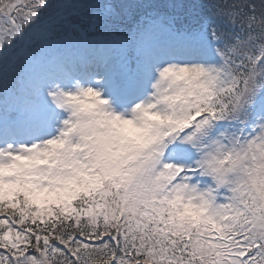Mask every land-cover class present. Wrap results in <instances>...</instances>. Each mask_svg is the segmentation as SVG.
<instances>
[{
	"label": "snow or ice",
	"instance_id": "snow-or-ice-1",
	"mask_svg": "<svg viewBox=\"0 0 264 264\" xmlns=\"http://www.w3.org/2000/svg\"><path fill=\"white\" fill-rule=\"evenodd\" d=\"M115 8L0 0V264H264V0Z\"/></svg>",
	"mask_w": 264,
	"mask_h": 264
},
{
	"label": "trees",
	"instance_id": "trees-1",
	"mask_svg": "<svg viewBox=\"0 0 264 264\" xmlns=\"http://www.w3.org/2000/svg\"><path fill=\"white\" fill-rule=\"evenodd\" d=\"M109 1V0H108ZM129 4L125 5L121 0H110L116 5L114 11L121 21H117L115 30L123 31L124 24L129 21L140 19L145 14L159 13L161 15L172 16L179 21L184 28L193 25L200 20H207L210 24L222 25L221 20L217 16L216 9L220 6L232 3V0H168L173 2L171 7H165L163 10L161 4L163 0H127ZM248 3L255 4L259 9L261 0H247ZM97 9L91 8L89 13L96 12ZM227 31V27L223 26Z\"/></svg>",
	"mask_w": 264,
	"mask_h": 264
},
{
	"label": "rangeland",
	"instance_id": "rangeland-1",
	"mask_svg": "<svg viewBox=\"0 0 264 264\" xmlns=\"http://www.w3.org/2000/svg\"><path fill=\"white\" fill-rule=\"evenodd\" d=\"M125 5H127V4H129V2L127 1V0H121ZM100 2L101 3H103V2H109L108 0H100ZM171 4H174L173 2H171V1H168V0H163V2H162V4L160 5L161 6V8L163 9V10H165L164 8L165 7H168V8H170L171 7ZM165 6V7H164ZM89 10V9H88ZM87 10V11H88ZM166 37L165 36H161L160 37V40H161V42L163 43L164 41H166Z\"/></svg>",
	"mask_w": 264,
	"mask_h": 264
}]
</instances>
